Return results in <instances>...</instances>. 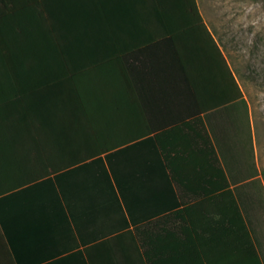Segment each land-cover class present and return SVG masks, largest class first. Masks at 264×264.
<instances>
[{
    "label": "crops",
    "instance_id": "crops-1",
    "mask_svg": "<svg viewBox=\"0 0 264 264\" xmlns=\"http://www.w3.org/2000/svg\"><path fill=\"white\" fill-rule=\"evenodd\" d=\"M160 14L166 17L162 40L148 35L138 43L133 66L113 77L110 108L88 114L89 124L71 112L75 122L55 136L46 112L48 131L41 134L43 122L32 115L26 136L23 121L5 117L0 264H85L84 257L103 264L105 255L121 258L120 248L133 252L137 228L144 240L175 230L174 250L161 253L176 255L162 260L167 264H264V183L256 152L258 175L238 179L222 163L216 168L219 150L209 131L229 165L232 156L241 162L242 151L246 158L247 100L240 88L245 108L237 101L222 106L232 90L206 36L180 10ZM11 114L0 107V120ZM169 174L178 185H170ZM179 203L193 211L171 222L167 215Z\"/></svg>",
    "mask_w": 264,
    "mask_h": 264
},
{
    "label": "trees",
    "instance_id": "trees-1",
    "mask_svg": "<svg viewBox=\"0 0 264 264\" xmlns=\"http://www.w3.org/2000/svg\"><path fill=\"white\" fill-rule=\"evenodd\" d=\"M163 10L182 11L181 19L206 36L220 60L218 67L226 89L232 90V97L222 106L234 108L237 101L244 109L246 104L237 78L229 69L219 43L204 24L196 0H0V78L6 76L0 82V107L16 115L1 117L4 120H0V125L8 120L5 117H10L11 123L21 120L26 124L23 134L29 136L31 123L36 121L33 115L44 123L40 126L41 134L48 131V122L54 120L55 136H58L64 123L75 122L71 112L82 115L89 124L88 114L106 106L110 108L113 77L119 71L125 74L133 66L132 57L138 43L148 35L162 40L160 29L162 20L166 19L160 14ZM186 73V70L180 71L178 75ZM204 76L205 73L198 76L200 84L206 82ZM192 79L198 80L197 75ZM243 130L248 142L246 158L242 151L241 162L238 155L232 156L230 165L222 158L224 154L218 148L215 131H209L219 150L216 168L220 169L222 163L227 172L232 169L240 175L238 179L245 180L258 175L249 109ZM205 132L203 129L206 137ZM1 135L4 133L0 129ZM169 182L178 185L172 174ZM179 207L167 215L171 222H179L193 211L192 206ZM158 231L163 233L161 229ZM135 232L133 252L127 255V248H120L121 258L112 260L105 255L103 264L115 261V264H167L162 260L176 259L173 251L170 255L161 254L164 250H174L171 243L175 230L166 237L161 233L150 236L149 240H144L142 229L137 228ZM83 260L91 264L88 258Z\"/></svg>",
    "mask_w": 264,
    "mask_h": 264
},
{
    "label": "rangeland",
    "instance_id": "rangeland-1",
    "mask_svg": "<svg viewBox=\"0 0 264 264\" xmlns=\"http://www.w3.org/2000/svg\"><path fill=\"white\" fill-rule=\"evenodd\" d=\"M247 100L264 183V1L196 0Z\"/></svg>",
    "mask_w": 264,
    "mask_h": 264
}]
</instances>
